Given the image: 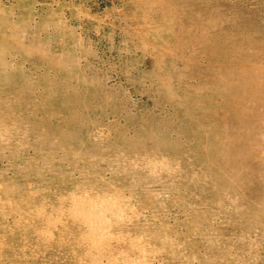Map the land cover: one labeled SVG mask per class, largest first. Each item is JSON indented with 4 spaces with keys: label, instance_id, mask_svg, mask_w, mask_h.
Instances as JSON below:
<instances>
[{
    "label": "rangeland",
    "instance_id": "1",
    "mask_svg": "<svg viewBox=\"0 0 264 264\" xmlns=\"http://www.w3.org/2000/svg\"><path fill=\"white\" fill-rule=\"evenodd\" d=\"M262 151L264 0H0V264H264Z\"/></svg>",
    "mask_w": 264,
    "mask_h": 264
},
{
    "label": "bare ground",
    "instance_id": "2",
    "mask_svg": "<svg viewBox=\"0 0 264 264\" xmlns=\"http://www.w3.org/2000/svg\"><path fill=\"white\" fill-rule=\"evenodd\" d=\"M259 146V145H258ZM259 148V147H258ZM262 152H264V151H262ZM149 164V163H148ZM102 199V198H101ZM94 200V199H93ZM109 200V199H108ZM99 203V202H98ZM97 203V204H98ZM122 203V202H121ZM90 205V204H89ZM95 205V204H94ZM101 207V206H100ZM114 208H115V206H114ZM94 209V208H93ZM99 210H101V208L99 209ZM115 210V209H114ZM95 211V210H94ZM104 213V212H103ZM102 216V215H101ZM102 218V217H101ZM96 220V219H95ZM101 221V220H100ZM100 223V222H99ZM105 224V223H104ZM93 225V224H92ZM94 226V225H93ZM89 229V228H88ZM100 232V231H99ZM100 235V234H99ZM88 236V235H87ZM110 236V235H109ZM118 239V238H117ZM98 240V239H97ZM94 242H96L97 243V241H95L94 240ZM93 244H95V243H93ZM143 245V244H142Z\"/></svg>",
    "mask_w": 264,
    "mask_h": 264
}]
</instances>
